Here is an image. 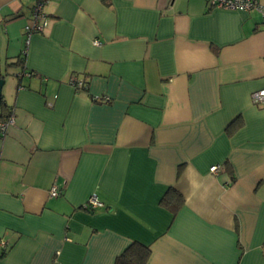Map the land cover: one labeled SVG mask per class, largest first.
<instances>
[{
  "label": "crops",
  "instance_id": "obj_1",
  "mask_svg": "<svg viewBox=\"0 0 264 264\" xmlns=\"http://www.w3.org/2000/svg\"><path fill=\"white\" fill-rule=\"evenodd\" d=\"M33 4L0 0V264H264L261 12L48 0L25 44Z\"/></svg>",
  "mask_w": 264,
  "mask_h": 264
},
{
  "label": "built area",
  "instance_id": "obj_2",
  "mask_svg": "<svg viewBox=\"0 0 264 264\" xmlns=\"http://www.w3.org/2000/svg\"><path fill=\"white\" fill-rule=\"evenodd\" d=\"M48 0H34L31 11V19L24 26V31L26 34L25 44L28 42L29 36L34 33L41 31L45 25L46 13L44 11V6ZM207 4L210 7L229 9V10H250L257 9L262 14V31L264 32V6L261 5L257 0H206ZM94 44H99L98 41H94ZM70 84L76 87H81L83 82L75 79L74 77L70 78ZM252 100L254 103H260L264 101V88L252 93ZM13 124V117L9 115L8 118L4 121H0V133H5L9 125ZM217 166L213 165L210 167V171H216ZM57 190L53 187L50 190V195L56 196ZM87 208H97L102 207V203L98 201L95 196H91L86 203Z\"/></svg>",
  "mask_w": 264,
  "mask_h": 264
},
{
  "label": "trees",
  "instance_id": "obj_3",
  "mask_svg": "<svg viewBox=\"0 0 264 264\" xmlns=\"http://www.w3.org/2000/svg\"><path fill=\"white\" fill-rule=\"evenodd\" d=\"M25 45L23 46V50L20 55L16 58L14 62L9 63L8 65L16 64L23 68L24 60H25ZM29 75H32V72H27ZM75 78V77H74ZM83 82V81H82ZM73 86V85H72ZM76 90H84L86 89V83L83 82L81 87L73 86ZM92 100L97 101L96 98H92ZM11 110L8 105L0 97V121H4L10 115ZM238 119H234L228 128H232L235 125V121ZM181 194L175 189H169L161 198V203L175 213L178 208L182 204ZM149 247L144 245L138 241H133L130 243L115 259L114 264H146L148 256H149Z\"/></svg>",
  "mask_w": 264,
  "mask_h": 264
},
{
  "label": "water",
  "instance_id": "obj_4",
  "mask_svg": "<svg viewBox=\"0 0 264 264\" xmlns=\"http://www.w3.org/2000/svg\"><path fill=\"white\" fill-rule=\"evenodd\" d=\"M3 84H4V79L0 78V97L2 96L1 95V89H2Z\"/></svg>",
  "mask_w": 264,
  "mask_h": 264
}]
</instances>
